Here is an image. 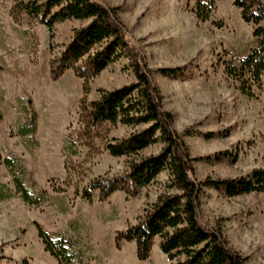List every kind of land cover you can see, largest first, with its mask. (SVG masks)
<instances>
[{
    "label": "rangeland",
    "instance_id": "rangeland-1",
    "mask_svg": "<svg viewBox=\"0 0 264 264\" xmlns=\"http://www.w3.org/2000/svg\"><path fill=\"white\" fill-rule=\"evenodd\" d=\"M16 0H0V190L10 195L0 199V264H59L39 239L36 224L52 239L64 237L76 246L75 264H144L136 257L133 242L115 247L118 231L135 225L157 198L167 192L169 173L142 188L135 198L123 191L100 201L82 198L87 185L99 177L121 175L132 158L89 153L79 137L82 80L68 70L56 82L50 78V61L71 41L78 21L56 25L53 52L47 29L22 17L15 22L11 9ZM119 8L129 43L145 58L151 79L159 88L162 107L174 116L173 128L184 137L191 156L207 157L227 152L221 161L196 162L192 176L235 179L255 169H264V78L256 97L244 95L228 79L220 59L246 56L255 46L254 27L246 24L234 0H215L210 21L196 14L197 0H97ZM264 2V0H262ZM125 57L111 64L90 82L89 101L98 91L114 90L136 81ZM161 68H182L174 78L156 73ZM37 127L34 134L19 132ZM142 129V128H138ZM138 129L107 125V138L127 137ZM198 133H214L206 139ZM70 144L77 155L72 156ZM159 142L141 153L158 155ZM17 159L25 170L24 185L32 195L47 194L39 207L25 204L14 176L3 160ZM16 171L19 174V170ZM201 220L210 227L221 223L231 249L247 258V264H264V194L228 196L207 190L202 199ZM156 240L155 264H170Z\"/></svg>",
    "mask_w": 264,
    "mask_h": 264
},
{
    "label": "trees",
    "instance_id": "trees-1",
    "mask_svg": "<svg viewBox=\"0 0 264 264\" xmlns=\"http://www.w3.org/2000/svg\"><path fill=\"white\" fill-rule=\"evenodd\" d=\"M234 6L241 11L242 20L254 27L255 46L246 56L229 55L228 59H220L218 65L223 66L228 79L237 83L244 95L254 98L256 91L263 88L264 2L234 0ZM215 10V0L196 2L195 14L201 22L210 21ZM118 11L119 8L106 7L97 0H16L11 9L15 22L26 17L47 29L52 52L57 24L67 21L83 23L73 31L71 41L59 56L51 59L50 78L56 82L71 70L82 80L79 137L85 141L89 153H101L100 141L103 151L110 156L132 160L121 175L92 180L84 189L82 198L92 202L94 191L99 192L102 202L118 191L135 198L142 188L155 183L161 173L168 172L167 192L146 208L135 225L116 233V249L121 250L124 243L133 242L138 261L146 262L151 258L156 240H159V249L170 264H247V258L229 247L220 222L213 227L203 224L202 199L211 189L223 191L228 196L264 194V169H255L247 176L235 179L207 177L197 181L193 178L194 163L221 161L231 154L219 152L207 157L191 156L184 137L194 136L196 132L187 129L179 134L174 130V116L163 110L160 90L151 79L152 71L148 69L145 58L129 43ZM125 57L130 59L136 81L114 90L100 89L98 98L89 101L90 82ZM3 70L0 65V71ZM182 71V68H161L156 73L174 78ZM107 125L142 129L127 137L107 138L101 133ZM36 129L26 126L19 135L30 136ZM198 135L206 139L216 136L214 133ZM159 142L163 143V148L158 155L140 156ZM70 147V155H77L75 145L70 144ZM3 163L14 176L16 192L25 204L39 207L47 200L46 192L36 196L25 187V170L19 167V160L6 158ZM8 198L10 195L2 188L0 199ZM36 228L46 251L59 264L77 262L79 257L73 243L64 237L52 239L38 224Z\"/></svg>",
    "mask_w": 264,
    "mask_h": 264
},
{
    "label": "crops",
    "instance_id": "crops-1",
    "mask_svg": "<svg viewBox=\"0 0 264 264\" xmlns=\"http://www.w3.org/2000/svg\"><path fill=\"white\" fill-rule=\"evenodd\" d=\"M0 72L3 73V71H0ZM0 82H1V81H0ZM0 92H1V90H0ZM134 245H135V243H134ZM135 248H136V245H135ZM152 257H153V256H151V258H150L148 261L144 262V264H155L153 261H151Z\"/></svg>",
    "mask_w": 264,
    "mask_h": 264
}]
</instances>
